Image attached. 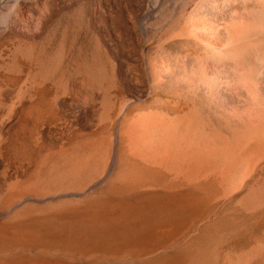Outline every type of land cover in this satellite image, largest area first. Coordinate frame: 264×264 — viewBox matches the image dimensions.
<instances>
[{
	"label": "rangeland",
	"instance_id": "374dc122",
	"mask_svg": "<svg viewBox=\"0 0 264 264\" xmlns=\"http://www.w3.org/2000/svg\"><path fill=\"white\" fill-rule=\"evenodd\" d=\"M16 46L0 37V264H234L264 245V208H243L241 192L224 196L215 178H192L190 160L150 166L121 140L137 113L175 112L162 96L138 108L116 86L106 121L101 84L69 76L70 65L62 83L22 58L15 69Z\"/></svg>",
	"mask_w": 264,
	"mask_h": 264
},
{
	"label": "bare ground",
	"instance_id": "6f19581e",
	"mask_svg": "<svg viewBox=\"0 0 264 264\" xmlns=\"http://www.w3.org/2000/svg\"><path fill=\"white\" fill-rule=\"evenodd\" d=\"M228 11V0H0V37L17 42L15 69L22 58L61 82L70 65L69 76L101 84L106 121L116 86L138 108L162 96L175 112L137 113L121 132L131 153L150 166L190 160L192 178L217 179L224 196L241 192L239 204L256 211L264 208V104L238 83L226 47ZM164 39L197 51L166 52ZM153 201L154 212L162 208ZM249 257L264 261V245L230 258Z\"/></svg>",
	"mask_w": 264,
	"mask_h": 264
},
{
	"label": "clouds",
	"instance_id": "9594fccd",
	"mask_svg": "<svg viewBox=\"0 0 264 264\" xmlns=\"http://www.w3.org/2000/svg\"><path fill=\"white\" fill-rule=\"evenodd\" d=\"M228 9L226 47L238 83L264 104V0H228Z\"/></svg>",
	"mask_w": 264,
	"mask_h": 264
},
{
	"label": "water",
	"instance_id": "95a60500",
	"mask_svg": "<svg viewBox=\"0 0 264 264\" xmlns=\"http://www.w3.org/2000/svg\"><path fill=\"white\" fill-rule=\"evenodd\" d=\"M32 260H34V259L29 258V257H23L21 259H9V258H7V259H4V262L6 264H15V262L20 261L21 263H27V264H29ZM261 263H262L261 261L257 260V261H255L252 264H261Z\"/></svg>",
	"mask_w": 264,
	"mask_h": 264
}]
</instances>
